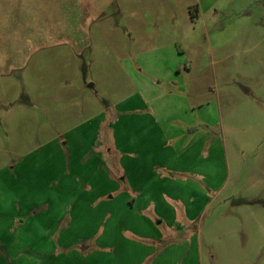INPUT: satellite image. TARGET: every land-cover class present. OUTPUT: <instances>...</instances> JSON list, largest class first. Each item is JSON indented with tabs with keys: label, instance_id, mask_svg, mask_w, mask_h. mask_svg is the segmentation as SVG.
<instances>
[{
	"label": "rangeland",
	"instance_id": "rangeland-1",
	"mask_svg": "<svg viewBox=\"0 0 264 264\" xmlns=\"http://www.w3.org/2000/svg\"><path fill=\"white\" fill-rule=\"evenodd\" d=\"M139 209L143 264H264V0H0V264Z\"/></svg>",
	"mask_w": 264,
	"mask_h": 264
},
{
	"label": "crops",
	"instance_id": "crops-1",
	"mask_svg": "<svg viewBox=\"0 0 264 264\" xmlns=\"http://www.w3.org/2000/svg\"><path fill=\"white\" fill-rule=\"evenodd\" d=\"M167 142V141H166ZM134 201L132 208H135ZM138 215L130 214V217L122 216L120 219L113 220L110 217L112 224L109 227L118 229L120 235H115L112 243H106L105 246L109 249L106 255L116 262L120 263V254H128L129 257L123 258L122 264H143L149 258L154 250L155 240L159 237V225L163 224V218L158 213H153V217L147 215L145 209H139ZM152 214V213H151ZM125 246L121 250V244ZM91 247L99 249L97 244ZM84 249V247H82ZM133 256V258H131Z\"/></svg>",
	"mask_w": 264,
	"mask_h": 264
}]
</instances>
